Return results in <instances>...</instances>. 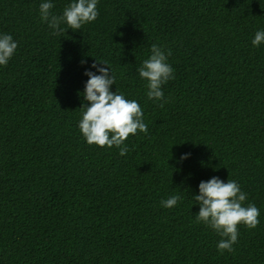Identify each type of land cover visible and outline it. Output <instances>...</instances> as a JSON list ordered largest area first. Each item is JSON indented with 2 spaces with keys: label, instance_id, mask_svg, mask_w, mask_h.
Instances as JSON below:
<instances>
[{
  "label": "trees",
  "instance_id": "trees-1",
  "mask_svg": "<svg viewBox=\"0 0 264 264\" xmlns=\"http://www.w3.org/2000/svg\"><path fill=\"white\" fill-rule=\"evenodd\" d=\"M43 2L0 0V34L18 43L0 66V264H264V0H98V18L65 35L41 21ZM51 2L62 15L73 0ZM153 44L175 77L160 101L137 71ZM96 61L148 126L125 156L79 129ZM213 177L260 211L223 254L195 222Z\"/></svg>",
  "mask_w": 264,
  "mask_h": 264
},
{
  "label": "clouds",
  "instance_id": "clouds-1",
  "mask_svg": "<svg viewBox=\"0 0 264 264\" xmlns=\"http://www.w3.org/2000/svg\"><path fill=\"white\" fill-rule=\"evenodd\" d=\"M97 4L98 0H73L64 8L62 15H55L51 12L55 5L51 0H45L40 4L41 21L48 24L53 30V35H65L69 29L81 30L83 25L95 21L99 16ZM261 43H264V30L257 31L252 40L254 47L260 46ZM17 47L18 43L11 35L0 34V66H7ZM150 51L151 55L143 61L137 71L140 78L147 81L148 99L160 101L164 100L162 86L175 78L174 69L168 63L171 51L165 53L158 44H153ZM91 67L100 74L85 72L88 80L82 95L87 105L80 108V132L88 145L100 148L106 146L109 149L115 146L119 149V155L125 156L129 151L125 144L129 136L138 131L145 134L148 132V126L143 120V110L136 100L125 98L117 90L111 91L116 77L107 62L96 61ZM189 155H183L181 160L187 159ZM193 198L199 205L195 222L205 224L221 236L217 244L220 254L234 251L233 245L238 241L239 225L243 224L248 229H255L259 225V209L252 203L245 205L247 193L243 192L238 182L233 179H228L226 183L218 177L201 181L199 195ZM181 201L182 196L176 194L161 201V205L171 209Z\"/></svg>",
  "mask_w": 264,
  "mask_h": 264
}]
</instances>
